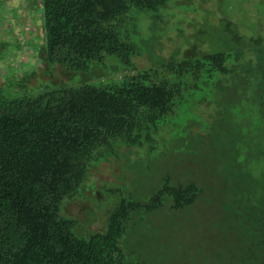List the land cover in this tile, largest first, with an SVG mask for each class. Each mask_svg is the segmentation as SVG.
<instances>
[{"label": "rangeland", "instance_id": "obj_1", "mask_svg": "<svg viewBox=\"0 0 264 264\" xmlns=\"http://www.w3.org/2000/svg\"><path fill=\"white\" fill-rule=\"evenodd\" d=\"M29 9L0 19V97L126 74L117 56L105 66L92 64L88 72L45 65L42 11L36 17ZM141 13L129 27L130 38L144 52L135 56L139 67L264 46V0H172ZM259 56L252 59L261 62ZM198 82L151 138L103 149L85 182V196L65 203L68 215L79 218L77 232L89 235L104 228L108 210L127 189L146 200L167 177L203 187L184 207H171L165 198L156 209L134 211L119 242L124 264H244L261 254L255 213L244 200L249 193L264 196V103L258 76L248 81L240 70ZM195 116H201L200 124L191 120L197 124L192 127Z\"/></svg>", "mask_w": 264, "mask_h": 264}, {"label": "trees", "instance_id": "obj_2", "mask_svg": "<svg viewBox=\"0 0 264 264\" xmlns=\"http://www.w3.org/2000/svg\"><path fill=\"white\" fill-rule=\"evenodd\" d=\"M169 1L40 0L45 65L88 72L92 64L105 66L117 56L126 74L0 97V264H124L119 242L134 211L156 209L165 198L171 207H184L203 187L167 177L146 200L127 189L108 210L104 228L81 235L79 218L68 215L65 203L85 196L102 150L142 144L160 125L167 126L186 91L220 74L244 70L248 81L258 76L264 103L263 45L254 52L207 51L138 66L135 56L144 52L130 38V24ZM199 117L190 119L192 127ZM251 195L244 200L255 213L261 254L244 264H264V196Z\"/></svg>", "mask_w": 264, "mask_h": 264}, {"label": "crops", "instance_id": "obj_3", "mask_svg": "<svg viewBox=\"0 0 264 264\" xmlns=\"http://www.w3.org/2000/svg\"><path fill=\"white\" fill-rule=\"evenodd\" d=\"M6 1L7 0H5V3L2 4L3 0H0V19L5 18L7 15L19 17L21 14L25 13L27 5L30 7V14L36 17L38 15V10L41 9L37 3L38 0H9L8 3ZM7 8L10 10V12L7 10ZM31 11L33 12L31 13ZM29 19L31 18L29 17Z\"/></svg>", "mask_w": 264, "mask_h": 264}]
</instances>
